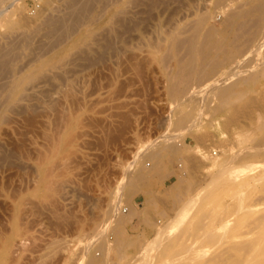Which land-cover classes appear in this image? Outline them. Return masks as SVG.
<instances>
[{"label":"rangeland","instance_id":"1","mask_svg":"<svg viewBox=\"0 0 264 264\" xmlns=\"http://www.w3.org/2000/svg\"><path fill=\"white\" fill-rule=\"evenodd\" d=\"M216 1L77 0L73 10L84 8L85 15L81 18L96 23L79 32L77 28L82 21L79 19L80 21H76L75 27L68 33L59 36V40L57 34H52L48 38L37 37V40L36 37L33 38L31 45V49L35 46L33 52L20 57L17 65L23 64L33 55V58L40 56L41 59H45L46 65L43 67V74L34 83L27 85L28 90L19 92V95L26 94L25 96L29 98L46 89L45 98L48 104L55 102L56 99L60 101L57 100L58 102L56 101L50 108L44 106V109L39 106L33 115L35 120H39L36 123L29 121L30 112L22 107L23 101L18 106L10 108L11 112L6 111L5 118L8 119H4L3 122L0 120V194H2L0 195V264H87L88 259L93 256L100 261V264H132L140 258L145 243L153 238L156 230L154 223L161 221L170 225L177 218L175 215H178L181 205L186 203L195 192H201L209 178L208 174H212L217 169L216 166H208L209 163L215 159H222L227 150L234 154L247 143L249 138L254 137L252 123L256 116H264V79L255 84L252 90L239 96L240 99L233 97L225 108L215 111L217 99L207 85L218 82L231 71V68L234 71L235 61L223 64L217 73L209 74L207 79L200 78V74L196 75L189 81L184 97L174 98L169 94V86L181 76L178 67L173 61L162 62L161 59H154L148 54L152 48L148 42L155 43L160 31L164 33L179 21L181 23L193 20L195 16L192 12L195 10L192 9L196 6L201 8L205 5L210 6L204 27L220 29L223 14L221 15L219 9L214 7ZM218 1L220 6H223L229 0ZM65 2L66 0H41L39 4L33 5L31 0L13 1L6 16L0 18L1 52L19 49L23 39V30L19 27L21 22L30 25L31 28H41L46 18L61 16L67 12ZM190 3L193 4V8L189 7ZM11 24L14 27L10 28ZM106 39L107 42L113 43L114 51L111 52L104 47L107 44ZM52 42L53 45H49ZM14 43H18L16 44L18 47ZM56 44L58 46L54 48ZM146 49L148 51H144ZM118 50L120 53L117 54ZM121 53L125 56V62ZM132 53L138 54L136 58L132 59ZM98 54H103L104 57L101 58L103 62ZM261 54L248 56L251 63L248 60L247 63L242 61L240 66L243 69L255 67L264 60ZM127 55L130 56V60L126 59ZM88 59L92 60L90 61L92 63ZM128 61L133 62L131 65L134 67L131 66V70L128 68L127 71L126 67H130ZM137 62L144 65L140 67L142 72L144 71L141 74L140 69L139 73L135 70L136 67L139 68ZM79 63L83 65L78 66ZM84 64L88 66L84 67ZM121 67L126 68L123 73ZM107 74L108 79L105 76ZM92 77H95L93 81ZM2 78L4 79H0V85L9 79ZM61 79L63 82L60 81ZM119 84L123 88L118 87ZM66 90L68 93L73 92L72 96L78 100L70 96ZM56 94L59 97H56ZM258 97L261 98L259 102L261 105L257 102ZM190 100L196 101L195 106L188 103ZM200 101L201 105H199ZM63 103L66 105L65 108ZM52 107L59 111L55 112ZM177 107H182L184 110L177 112ZM37 111L41 113H37L39 117L36 115ZM182 111H189L193 116L177 124L176 117ZM19 112L24 116L22 117ZM45 112L50 113L45 114ZM197 112H200V116ZM121 113H125L124 116ZM127 113L129 118L126 116ZM53 114L58 116L55 118ZM122 117L126 123L130 120L129 124L127 123L129 127H125L127 124ZM119 120L121 124H126L123 125L126 129L122 128L125 131L121 136H119L120 131L119 133L118 130L115 131V127L121 125L118 124ZM69 124H71L70 130ZM185 127L188 130H185ZM163 132L168 137L172 135L170 138L173 145L180 149L179 154L172 153L171 156L164 158L167 172L153 174L150 181H143L140 187L131 193L125 191L126 186L120 189L119 180L122 183L124 174H131L128 166L134 161V167L142 166L149 157L144 155L141 149L147 146L148 148L144 150L149 152L152 144L148 142L152 143L157 139L160 140L156 143L161 142ZM238 134L244 135L238 139ZM9 152H12V155ZM179 160L183 161L182 167L178 165ZM149 162L150 159L147 160V163ZM188 164L191 167L188 168ZM212 190L209 193L205 192L209 198L203 191L201 192L203 196L200 202L197 199V203L194 204L199 203V205L193 206V209H190L191 213L188 211V216H185L187 219L179 224L178 229H183L192 223L197 224L199 220L201 223V219H204L202 222H206L207 213L218 209L220 191L216 188ZM118 195L120 198L115 199ZM129 204L134 207L129 222L115 225L117 217L128 213ZM116 205L118 210L114 211ZM158 257L162 261L161 264H168L167 259H170V254L163 253Z\"/></svg>","mask_w":264,"mask_h":264},{"label":"bare ground","instance_id":"2","mask_svg":"<svg viewBox=\"0 0 264 264\" xmlns=\"http://www.w3.org/2000/svg\"><path fill=\"white\" fill-rule=\"evenodd\" d=\"M13 1H18V0H5V1L0 0V18L6 16L5 14L7 13L8 8H10L12 6ZM76 1L77 0H66L65 3L67 4V8H68L67 12L61 16L57 15V17L46 18L44 21V26L42 25L43 27H41V28H38V27H36V28L32 27L31 28L30 25L27 26L21 22V25L19 27H21L23 30V32H22L23 33V36H22L23 39L21 38L22 42L19 45V49L11 50V51L6 52V53H4L5 50H3V53H2L1 52L2 47L0 46V79H4L2 77H8L9 78L6 83L3 81L4 84L2 82L1 83L2 85H0V120H2L1 122L5 121L7 118V117L5 118L6 111L15 105L18 106V104L21 101H23V105H24L22 107H24L25 110H27V112H30L29 113L30 116H29V118L28 117L27 118L31 122L35 121L34 123L39 121V120L34 119L35 116L33 117V115L35 114V110H37V108L39 106H42L43 108H44V106L45 107L48 106L50 108V106L55 105L57 100L60 101L59 99H56V101L53 102L54 104L53 103L48 104V102L45 98L46 92H47L46 89H42L39 93H36V94L30 96L29 98L27 96H25L26 95L25 93H24L25 95H21V94L19 95V92H22L23 90L25 91L28 88V87H26L27 85L29 86L30 84L34 83V81L37 80L43 74V67L46 65V60L41 59L40 56H38L37 58H33L34 57V55H33V57H30L28 60L26 59L23 62V64L20 63L17 65V61L20 60V57H24V56L28 55V52H31V53L33 52L32 50L35 48V46L33 49H31L32 48L31 45H32V41H33L34 37H36V40H37V37H39V38L47 37L48 38V36H50L52 34H57L58 35L57 40H59V36H61L63 33H65V34L68 33L69 30H71L73 27H75L74 24L77 23L76 21H80L79 19H82L80 26H78V24H77V26H78L77 31H79V32L82 29L89 28L92 24L96 23V22H90V20H87L84 17L81 18L82 15H85L84 11H83L84 8L82 9V7H81V9L77 10V11L73 10L74 5L77 4ZM233 1H236V3H232ZM192 5L193 4L190 3L189 7L193 8ZM214 5H215L214 6L215 8L219 9L218 10L219 13L221 15L223 14V19L221 22V28L220 29H214L211 27H206V28L204 27V25L207 21V16H208V12H209L208 10L210 9L209 8L210 6L205 5V6H202V8H201V6L200 7L196 6L194 9H192V10H195L192 12V13H194L193 15L195 16L193 20L185 21V22H181V23H180V21L179 22L177 21L178 22V23L176 22L177 24H175L172 28L165 30L164 33H162L159 30L160 33H162V34L159 33L160 36L157 37L156 42L153 39L152 40L155 43L151 44L148 42V45L152 46L151 50L148 51L146 49L144 51H148V54L152 58H154V59L159 58L162 60V62L167 63V61H173L175 63V65L178 67V73H180L181 76H180L179 80L173 82L169 86V94L174 98L184 97L187 86L189 85V81L192 80L193 78H195L196 75L200 74V76H201L200 78L206 77V79H207V76L209 74L214 75V73H217L218 69L221 68V66L223 64H227V63L230 64L231 62L235 61L236 64H234V67H233V68H235L234 71L232 70V68L230 66L231 71L229 73H227L226 76H224L220 80L217 79L218 82L215 80L216 82L213 83V85L210 84L211 86L206 84L208 86V88L210 87L209 88V89H211L210 91L215 94V98L217 99V103L214 107V110L219 111L228 105L231 98L244 95L249 90H252V87L255 84H257L259 81L264 79V60L262 62L258 63L257 65H255V67L250 68L251 70L250 69H243L240 66V64H242V61H246V63H247V60H248L251 63V60H249L250 58H248V56L250 57L252 54H254L253 55V57H254L255 55H260L264 51V0H229L228 3L223 5V6H220L219 1L217 0L216 4H214ZM201 9H202V11H201ZM87 14H88V11H87ZM189 14H191V13H189ZM48 15H50V13ZM184 19H186V18H184ZM120 21H119V23H121ZM9 27L12 28V27H14V25L11 24ZM170 27H171V25H170ZM119 35H120V32H119ZM12 38H11V41H12ZM110 38H112V37H110ZM60 39H62V37ZM55 42H57V41L55 40ZM106 42H107V39H106ZM116 42H117V40H116ZM53 43L54 42H52V44H49V45H53ZM16 44H18V43H14L15 46H16ZM112 44L113 43L111 41H108L104 47H106V49H108L112 52V51H114V47ZM57 46L58 45L56 44L54 46V48H56ZM16 47H18V45ZM137 48L139 49V46H137ZM116 49H118V47ZM119 50H118L117 54L120 53ZM141 51H142V49H141ZM101 52H103V51H101ZM110 54L112 55V53H110ZM102 55L98 54V56H101L99 58L100 60L102 57H104ZM121 55H123V59H124V57H125L124 54L121 53ZM136 55H138V54L132 53V56H131L132 59L136 58ZM127 56H128V58H126V59L130 60V56L129 55H127ZM142 56L144 57L145 55H142ZM262 56L264 57V53ZM78 57H80V56H78ZM84 57H85V55H84ZM253 57H251V58H253ZM63 58H65V57H63ZM96 58H98V57H96ZM96 58H93V59L97 60ZM59 60H61V59H59ZM119 60H120V57H119ZM90 61H92V60H89V62ZM120 61L122 63V59ZM125 61L126 60L124 59V62ZM139 61L141 62L140 59H139ZM146 61H147V59H146ZM93 62H94V60H93ZM96 62L97 61H95V63ZM111 62L114 64L113 61H111ZM144 62H145V60H144ZM148 62L149 61H147V63ZM90 63H92V62H90ZM132 63L133 62L129 63V61H128V65L130 64L129 65L130 67H128L127 65H126L127 67L125 66L127 68V71L129 70L128 68H130V70H131V66H133V65H131ZM139 63L137 62V64L139 65V68H137L136 66H135L136 69L133 68L134 66L132 67L133 69L137 70V72L141 66L142 67L144 66V65H141V63L140 64ZM80 64L81 63H79L78 66L83 65V64L82 65H80ZM86 64H84V67L86 66ZM142 64H144V63H142ZM97 65H96V67H97ZM102 65H103V67H106L105 64H102ZM119 65L121 66V64H119ZM163 65H165V64L163 63ZM125 67H121V68H123L122 73H123V70L126 69ZM247 68H249V66ZM32 69H33V71H31ZM228 69H227V71H228ZM109 70H110V68H109ZM169 70H170V68H169ZM28 72H29V74H27ZM72 72H73V70H72ZM99 72L101 73L100 68H99ZM112 72L113 71H111V73ZM139 72L141 74L144 71L142 72V70L140 69ZM134 73H135V71H134ZM104 74H106V73H104ZM124 74H125V72H124ZM135 74L137 75V73H135ZM105 76H107V79L109 78L108 74ZM93 78H95V77H92V79H91L92 81H93ZM231 78H233V79H231ZM85 79H87V78H85ZM228 79H231V81L226 82ZM44 80L46 81V78H44ZM91 80H89V81H91ZM96 80L98 81L99 79H96ZM106 80H104L105 83H106ZM60 81H62V79ZM121 83H123V82H121ZM97 84H98V82H97ZM110 84H112V81ZM66 85H68V84L66 83ZM206 85H204L205 88H207ZM121 86L122 85H120L118 87L123 88ZM118 87H116V88H118ZM208 88H207V90H209ZM93 89H95V87H93ZM204 89L202 88V90H204ZM206 91H203V92L206 93ZM210 91H207V92H210ZM37 92H38V90H37ZM66 92L68 93V90H66ZM69 93L68 94L70 96H72L73 92L71 93L69 91ZM197 93H198V91H197ZM199 93H200V91H199ZM205 93H204V95H205ZM191 94H192V92L190 93V96H191ZM194 94H196V91ZM69 95H67V97ZM199 95H201V94H199ZM259 96H260V94H259ZM56 97H59V96L57 95ZM72 97H71V99H73L75 96L73 98ZM248 98H250V97H248ZM261 98H263V97H261ZM261 98L258 97V99H259V101L257 100L258 103L260 102ZM76 99L78 100V98H76ZM239 99H240V97H239ZM77 100H75V101L77 102ZM209 100H210V98H209ZM237 100H238V98H237ZM67 101H69V98ZM182 101H184V100H182ZM201 101L199 102V105H201V103H202ZM61 102H63V101L61 100ZM188 103L190 105L195 106L196 101L190 100ZM252 103H254V102H252ZM258 103H256V105ZM63 104L65 105V103H63ZM69 104H70V101H69ZM73 104L75 106L76 103L74 102ZM249 104H251V103H249ZM65 107H66V105L64 106V108ZM256 107H258V106H256ZM233 108L234 107H232V110H234ZM254 108H255V106H254ZM52 109H53V107H52ZM52 109H50V110H52ZM55 109H57V108H55ZM55 109H53V110H55ZM181 110H184V109L182 107H180V108L177 107L176 111L178 112ZM240 110H241V108H240ZM9 111L11 112V110H9ZM58 111L55 110V112H58ZM64 111H66V109ZM75 111H76V109H75ZM198 111H200V108ZM38 112H39V114H41L40 111H37L36 115H38L37 114ZM257 112L258 111L256 109V113ZM46 113L49 114L50 112H45V114ZM60 113H62V112L60 111ZM199 113L197 115L200 116ZM19 114H22V113L19 112ZM121 114H122V116H124L125 113L124 114L121 113ZM248 114L250 115V113H248ZM53 115H55V118H56V116H58V114L57 115L53 114ZM191 115H192V113L189 111L188 112L182 111V112H180V114L177 115L175 123L180 124L181 122L191 118L193 116V115L192 116ZM257 115H259V113H257ZM17 116H18V114H17ZM21 116L23 117L24 115L22 114ZM26 116H28V113L26 114ZM26 116L24 118H26ZM65 116H66V114H65ZM126 116L128 117V113L126 114ZM38 117H39V115H38ZM47 117H49V116H47ZM119 117L121 118V115ZM127 117H125L126 120H128V118H129V117L128 118ZM24 118H22V120ZM55 118H54V120H55ZM59 118H61V117H59ZM122 118H123V121H125L124 117H122ZM62 119H63V117H62ZM17 120H19V119H17ZM65 120H67V117L65 118ZM15 121H16V118H15ZM60 121H61L60 123L62 125V120L60 119ZM31 122H28V123H31ZM57 122H59V121L57 120ZM119 122H120V120H119ZM128 122H130V120L127 121V123ZM192 122H194V120H192ZM223 122H224V120H223ZM54 123H56V122H54ZM121 123L122 122H120L118 124H121ZM125 123H126V121H125ZM124 124H121L120 127H115L116 128L115 131L118 130L117 131L118 133L120 131L119 136H121L122 132L125 131V130H123L125 127H127V126L129 127V125H128L129 123L127 125L125 124L126 126ZM29 125H31V124H29ZM70 127H71V124H69L68 129ZM187 127L189 128V126H187ZM251 128L255 132V134L253 135L254 137L249 138L247 143L244 144L242 146V148H240L234 154L230 153V150H227L225 156L222 159H219V160L215 159L211 163H209L208 166H211V167L216 166L217 169L212 174H210V175L208 174L209 178L207 177L208 180H206V185L203 186L202 190H200L201 188L198 189L201 192L203 191L204 194H206L207 192L209 193V192L213 191L212 189H214V188L218 189L220 191V195H219L220 196V203L218 204V209L214 210L212 213L206 212L208 214L206 222H204V221L202 222V220H204V219H201V223H199L200 220L198 218L197 220H199V221L197 222V224L192 223L190 225H186L183 229H178V228H180V227H178V226H180L179 224H181V222L184 219L185 220L187 219V218H185V216L187 214H189L188 211L191 213L190 209L191 208L193 209V206L197 207V205H199V203L197 205H194L195 203H197V199H199V202H200V199L203 196L201 194V192H199V193L193 192L194 193L193 196H190V198H188V200L186 199L187 200L186 203L185 202L183 203L184 206L181 205V208H179L180 210L178 211V215H175V217H177V218L175 219V221L173 220L174 221L173 223H171L170 225L168 223L167 224H165L163 222L161 223V221L160 222L156 221V223H154L156 230H155V234H154L153 238L150 239L147 243H145V245H144L145 247H144L143 253L141 254L140 258H138L132 264H161L162 261L160 260L158 255L163 254V253H169L170 254V259H167V262L169 260L168 264H264V116H260V117L256 116V119L252 123ZM184 129L188 130V129H186V127ZM13 130H16V129L13 128ZM185 130H183V131H185ZM57 131H59V130H57ZM164 132H166V131H164ZM164 132L162 133L163 136L161 137L162 138L161 142L156 143V141H158L160 139H157V140L153 141L152 143L148 142V144H152L150 146L151 150L149 152L145 151L146 149L144 150V148H146L147 146L146 147L142 146L143 149H141V150L143 151L144 155L149 157L148 159H150L151 162L147 163V160H148L147 159L143 162V165L139 166V167H134L135 161L132 162L131 165L128 166L129 170L131 171V174L128 175L125 173L126 175L124 174L123 179H122V183L119 180V182H120L119 184H121V187H119V185H118V187L120 189H124V186H126L125 191L127 193H131L136 188L140 187V184L143 181L144 182L150 181L153 174H156V173H162L163 174V173L167 172V169L165 168L164 158H166L167 156H171L170 154H172V153H173V155L179 154L180 149L177 148V146L173 145L172 140L170 138L172 135L169 134L171 136L168 137V136H166V134ZM118 133H117V135H118ZM56 134H58V133L56 132ZM21 135H23V134H21ZM243 135L244 134H242V135L238 134V139ZM159 136H161V134ZM23 137H25V136H23ZM18 140H19V138H18ZM23 141H20V142H23ZM148 141H150V140H148ZM236 142L237 141L235 140V143ZM23 144H24V142H23ZM17 145H18V143H17ZM25 150H26V148H25ZM139 152H141V151H139ZM9 153L11 154L12 152H9ZM22 153L24 154V152H22ZM178 159H180V157ZM186 161H187V159H186ZM182 164H183V161L179 160L178 161L179 167H182ZM144 166H148L149 168H145ZM187 166H188V168L191 167L190 164H188ZM192 168H193V166H192ZM123 170H125V169H123ZM126 170L129 171L128 169H126ZM201 187H202V185H201ZM115 191H117V189ZM180 191H181V189H180ZM119 192H121V190ZM115 194H116V192H115ZM145 194H146V192H145ZM0 195H2V194H0ZM205 196L207 197L208 195L206 194ZM119 198H120L119 195H118V198L115 197V199H119ZM208 198H209V196H208ZM205 200L208 201V199H206V198H205ZM210 200H212V199H210ZM202 201H203V199H202ZM115 202H117V201L115 200ZM146 202H147V197H146ZM116 204L118 205V203H116ZM117 205H116V208L114 209V211L117 209ZM196 207H194V209ZM199 208H200V206H199ZM105 211H106V209H105ZM133 212H134V207H133V205L129 204L128 213L124 216L117 217L115 220V225L119 226L122 223L129 222ZM199 212H200V210H199ZM174 213H172V214H174ZM204 215H206V214H204ZM201 216H203V215H201ZM122 221H125V222H122ZM109 222H110V219H109ZM187 222H188V220H187ZM103 224H104V222H103ZM170 230H172V232ZM174 230H175V233H174ZM94 231H96V230H94ZM97 236L99 237L100 235L98 234ZM8 242H9V240H7V243ZM129 260H131V259L129 258ZM128 262H130V261H128ZM87 264H100V261L93 256V257H90L88 259Z\"/></svg>","mask_w":264,"mask_h":264},{"label":"built area","instance_id":"3","mask_svg":"<svg viewBox=\"0 0 264 264\" xmlns=\"http://www.w3.org/2000/svg\"><path fill=\"white\" fill-rule=\"evenodd\" d=\"M33 5H37L41 2V0H31Z\"/></svg>","mask_w":264,"mask_h":264}]
</instances>
